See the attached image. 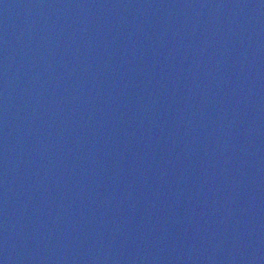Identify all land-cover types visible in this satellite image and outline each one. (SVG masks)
<instances>
[{"label":"water","instance_id":"1","mask_svg":"<svg viewBox=\"0 0 264 264\" xmlns=\"http://www.w3.org/2000/svg\"><path fill=\"white\" fill-rule=\"evenodd\" d=\"M0 264H264V0H0Z\"/></svg>","mask_w":264,"mask_h":264}]
</instances>
